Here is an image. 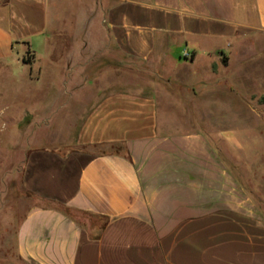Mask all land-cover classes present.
Returning a JSON list of instances; mask_svg holds the SVG:
<instances>
[{
	"label": "crops",
	"instance_id": "obj_1",
	"mask_svg": "<svg viewBox=\"0 0 264 264\" xmlns=\"http://www.w3.org/2000/svg\"><path fill=\"white\" fill-rule=\"evenodd\" d=\"M58 1L0 0L4 97L19 54L30 49L38 63L43 41L54 108L65 98L87 106L74 145L25 154L21 184L39 203L17 227L18 256L264 264V210L228 159L202 127L160 119L161 101L187 108L221 81L239 104L264 98V0H81L69 30L56 27ZM40 64L17 78L42 81Z\"/></svg>",
	"mask_w": 264,
	"mask_h": 264
},
{
	"label": "rangeland",
	"instance_id": "obj_2",
	"mask_svg": "<svg viewBox=\"0 0 264 264\" xmlns=\"http://www.w3.org/2000/svg\"><path fill=\"white\" fill-rule=\"evenodd\" d=\"M82 5L81 0H59L56 11L60 17L56 27L72 28L75 24L73 13ZM90 6L93 8L95 4L91 2ZM53 13L52 10L50 14ZM49 37L52 38L50 31ZM48 43L41 41L39 44L44 46L38 60L42 66V81L18 79L38 75V63H34L30 49L19 54V62L12 67V72L8 70L16 76L8 85V98L3 95L4 83L0 81V264H29L16 250L17 227L26 212L39 203L21 184L25 154L30 147L54 148L59 145L60 149H67L74 145L82 115L87 109V106L72 105L74 102L67 106L66 98L58 100L59 104L65 102L64 106L54 108L57 101L52 99L54 90L47 88L54 75ZM66 45V41L60 44ZM188 76L195 77L193 72ZM213 91L216 93L202 92L201 99L194 100V105L188 104L187 108L176 100H168V104L161 101L160 119L163 123L172 121L187 127H202L228 159L240 183L264 210V98H252L239 104L240 99L236 97L243 93L234 99L230 84L223 81ZM22 93L31 94V97H22Z\"/></svg>",
	"mask_w": 264,
	"mask_h": 264
},
{
	"label": "built area",
	"instance_id": "obj_3",
	"mask_svg": "<svg viewBox=\"0 0 264 264\" xmlns=\"http://www.w3.org/2000/svg\"><path fill=\"white\" fill-rule=\"evenodd\" d=\"M190 53L189 52H185V54H184V56H186V57H190Z\"/></svg>",
	"mask_w": 264,
	"mask_h": 264
}]
</instances>
